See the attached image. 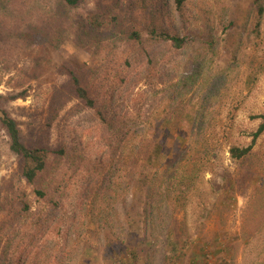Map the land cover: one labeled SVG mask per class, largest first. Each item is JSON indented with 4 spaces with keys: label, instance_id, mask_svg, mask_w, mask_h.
Listing matches in <instances>:
<instances>
[{
    "label": "rangeland",
    "instance_id": "obj_1",
    "mask_svg": "<svg viewBox=\"0 0 264 264\" xmlns=\"http://www.w3.org/2000/svg\"><path fill=\"white\" fill-rule=\"evenodd\" d=\"M69 59L107 124L66 102ZM0 96L25 142L67 148L32 186L0 124V264H264V133L229 153L264 115V0H0Z\"/></svg>",
    "mask_w": 264,
    "mask_h": 264
},
{
    "label": "trees",
    "instance_id": "obj_2",
    "mask_svg": "<svg viewBox=\"0 0 264 264\" xmlns=\"http://www.w3.org/2000/svg\"><path fill=\"white\" fill-rule=\"evenodd\" d=\"M66 4L72 8H80L85 0H64ZM87 24L89 29L92 32L102 30L107 24V19H104L102 14H90L87 16ZM130 33L127 35V38L134 42H142V36L140 32L137 31H129ZM149 35L151 38H155L156 40H162L165 42H169L176 49H181L186 44V38H182L178 35H172L166 31H159L158 28H153L149 31ZM32 42L36 46H44L43 48H49L48 45H45L47 42L46 38H36L32 37ZM67 74L69 79V93L66 102H70L71 100H77L81 102L85 107L91 110H97V116L102 123L107 124V118L102 112V110L98 107L97 101L92 97L90 87L85 80V65H81L78 63L67 62L65 67H62ZM26 93L17 94L11 96V100H17L19 98L25 99ZM5 97L0 96V103L4 100ZM255 119H260L261 122L259 124L258 129L252 134V142L247 147H232L230 148V156L232 159L239 161L249 157L252 154V151L257 143V140L264 133V115H259L255 117ZM0 124L6 130L7 135L10 139V150L16 155L19 159V174L20 177L23 178L28 184L34 186L38 182L47 178V174L50 167V160L53 157L63 158L67 155V148L62 146L59 149L52 148L46 144L42 143H32L30 141L25 142L23 139L22 130L20 124L17 122L15 118H13L9 112L3 107L0 106ZM151 156V155H149ZM160 154L155 156V160L160 159ZM153 158V157H151ZM150 159V158H149ZM150 161V160H149ZM36 195L39 199L47 198V192L44 189H36ZM24 209L26 212H29L30 206L25 203ZM178 243H174L172 245L171 251L168 252L169 260H173L176 258L178 254ZM196 256L194 258V262L197 261ZM197 264V263H196Z\"/></svg>",
    "mask_w": 264,
    "mask_h": 264
}]
</instances>
